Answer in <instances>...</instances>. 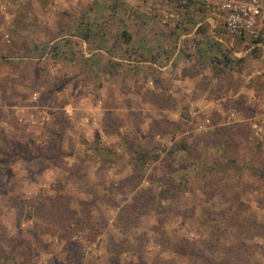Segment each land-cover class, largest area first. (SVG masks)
<instances>
[{"label":"rangeland","instance_id":"1","mask_svg":"<svg viewBox=\"0 0 264 264\" xmlns=\"http://www.w3.org/2000/svg\"><path fill=\"white\" fill-rule=\"evenodd\" d=\"M92 1L0 0V264H264V63L174 0ZM195 29L201 69L159 68Z\"/></svg>","mask_w":264,"mask_h":264},{"label":"built area","instance_id":"2","mask_svg":"<svg viewBox=\"0 0 264 264\" xmlns=\"http://www.w3.org/2000/svg\"><path fill=\"white\" fill-rule=\"evenodd\" d=\"M163 2V0H150ZM171 1V0H164ZM182 8L196 7L203 23L209 29H217L220 25L230 39L231 49L234 44L241 46L246 53L264 63V0H174ZM214 32V31H213ZM223 41V39L221 40ZM261 74V72H260ZM232 123L239 122L236 112L229 111ZM253 134L264 138V121L249 119ZM211 119L206 117L196 124L199 130H206Z\"/></svg>","mask_w":264,"mask_h":264},{"label":"crops","instance_id":"3","mask_svg":"<svg viewBox=\"0 0 264 264\" xmlns=\"http://www.w3.org/2000/svg\"><path fill=\"white\" fill-rule=\"evenodd\" d=\"M58 1H64V0H58ZM97 1L98 0H93L92 1L93 2L92 4H95ZM133 2L135 4L136 3L137 4H141V3L143 4V2H146L147 6L153 7V9L154 8L157 9L158 6H159V4H160V2L155 3V1L152 3L150 0H134ZM175 9L176 8H174V10ZM182 9L185 10V11H189L191 15H193L194 12L199 13L198 10L196 9V7H193V6L192 7H187V8H182ZM175 14H176V12L174 13V15ZM199 15H200V13H199ZM171 17H172V14H171ZM197 30L198 29H195V31H191V32H182V33H179L178 35H175V36L174 35H170V38L173 39V40H175V43H174V45H172V47H171L172 49L170 50V52L166 56L167 58L165 56H164L165 58L162 56V59H164L165 61H164L163 66H160L159 68L168 69V70H171V72H172L173 70L187 69V68H189V66H192L193 65L192 67L195 68L196 70L201 69L200 68L201 65L197 64V63H199L201 61L199 57L197 59L198 61L197 60L196 61L195 60L190 61L189 59L186 60L184 58V56H183L185 54V51H186L185 50V44H186L187 40L191 39L192 37L195 38L196 35H197L196 37L198 38V36L200 35L201 32L198 34L197 33ZM215 40L221 41L222 39L218 38V36L215 35ZM154 53L157 55V52H154ZM148 63L151 64V65H153V66H157V64L159 63V61L154 60L153 62H151V60H150V62H148ZM172 75L173 74L171 73L169 75V78ZM200 76H201V74L200 75L198 74L196 76H192V75L190 76L189 75L187 77H179V78L176 77V79L174 81L176 83L178 82L182 86L184 83L186 84V83H189L191 81H195L196 82L198 80L197 78L200 77ZM171 80H173V77H171ZM202 99L203 100H201V101L204 102L205 99L204 98H202ZM219 100H217V102H216L217 103V106H219ZM212 103H215V100H211L210 101V105H212ZM249 119H251V118H249ZM249 119H247V120L249 121Z\"/></svg>","mask_w":264,"mask_h":264}]
</instances>
